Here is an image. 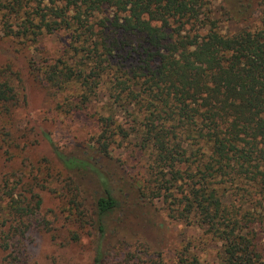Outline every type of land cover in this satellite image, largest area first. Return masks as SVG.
<instances>
[{"label": "trees", "instance_id": "16d2710c", "mask_svg": "<svg viewBox=\"0 0 264 264\" xmlns=\"http://www.w3.org/2000/svg\"><path fill=\"white\" fill-rule=\"evenodd\" d=\"M213 12L211 0H0V31L30 42L44 28L70 34L42 73L29 67L54 92L71 90V109L105 88L95 143L67 151L46 135L55 161L43 158L46 176L54 169L65 184L59 212L95 236L93 264H108L118 247L113 233L129 196L119 183L129 180L116 181L103 159L118 138L131 144L133 132L151 160L146 183H131L138 195L161 199L173 220L203 226L222 243L219 264H264V0H222L221 17ZM222 18L240 28L222 30ZM27 71L10 59L0 67V115L17 102L16 80L27 85ZM39 165L30 171L41 174ZM21 174L18 186L0 182V264H26L44 203L35 184L46 183ZM79 239L74 231L68 240ZM149 264L205 263L185 248L174 263Z\"/></svg>", "mask_w": 264, "mask_h": 264}, {"label": "rangeland", "instance_id": "374dc122", "mask_svg": "<svg viewBox=\"0 0 264 264\" xmlns=\"http://www.w3.org/2000/svg\"><path fill=\"white\" fill-rule=\"evenodd\" d=\"M221 1L211 0L215 17H221ZM220 25L224 31L240 28V24L224 18ZM70 41V34L66 30L44 28L37 42L17 38L9 28L0 31V67L10 59L26 67L27 74L30 71L33 74L30 73L31 79L27 80V85L16 80L15 85L19 90L17 102L10 111L0 115V132L3 133V142L0 143V182L6 179L9 187L18 186L19 176L24 172L23 179L26 177V180L33 182L38 174L39 180L47 186L41 188V184H35V191L39 192L44 203L35 216V225L29 231L26 264H93L95 236L89 225L79 227L81 223L72 222L68 212H59L62 208L60 203L64 201L61 189L65 184L54 169L46 176L43 170L48 163L43 158L55 161L46 135L67 151L75 148L86 150L84 147L95 143L102 131L95 113L102 112V105L107 101L106 91L100 88L97 95L87 102L86 108L71 109L67 104L69 100H66L71 96V90L54 92L43 81L37 80L35 72L29 67L35 63L42 73L52 57L63 54ZM119 114L122 121H129L122 113ZM9 132L13 138H17L18 146H13L14 141L12 145L6 141ZM131 139L130 144L118 138L117 143L110 148L111 158L103 159V164L116 181L121 176L129 180L119 182L129 196L122 219L117 223L118 231L113 233L118 247L108 264H149L151 260L174 263L185 248L205 264H219L222 254L220 241L208 234L196 220L188 224L186 220L171 219L161 199L152 202L142 199L132 187L131 183L136 186L146 183V169L150 168L151 160L148 153L137 151L139 149L135 144L141 141L139 134L133 132ZM31 163L40 164L42 173L30 171ZM13 172L19 173L12 177ZM41 177H46V181ZM56 188L59 191L54 192ZM4 205L5 200L0 191V222L5 215ZM74 231L80 233V239L76 242L68 240ZM5 253L0 247V262Z\"/></svg>", "mask_w": 264, "mask_h": 264}]
</instances>
